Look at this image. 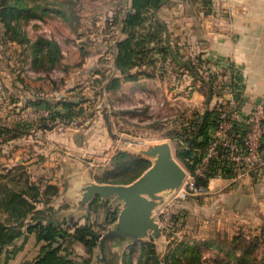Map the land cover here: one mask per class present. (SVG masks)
<instances>
[{"label": "rangeland", "instance_id": "374dc122", "mask_svg": "<svg viewBox=\"0 0 264 264\" xmlns=\"http://www.w3.org/2000/svg\"><path fill=\"white\" fill-rule=\"evenodd\" d=\"M39 1L38 3H42L46 0ZM57 1L68 3V10L73 11V16L65 20L56 13L45 14L42 11H35L38 17H32L24 26L32 41L45 38L60 45L63 55L62 64L49 73L34 69L31 49L28 48L25 53L19 45L3 44L1 39L4 26L0 24V115L2 116L0 121L10 125L5 127L12 129L17 122H20V125L31 126L29 133L33 136L29 140L27 133L18 132L19 136L14 140H9V134L2 137L0 175L9 172L17 175L25 173L29 177L30 174L35 173L40 175L45 168H39L46 163L42 153L44 155L48 153L46 143L38 137L39 134L47 133L43 132V128L38 127V122L45 119L38 117L37 120L18 121L16 118L18 113L32 106H24V103H21L20 108L15 110L13 107L17 97L12 91H71L85 84L87 87L97 88L90 95H77L82 102L88 101L84 103L86 112L82 118L93 120L91 129H96L98 135L100 132V136L105 137V141L107 139L103 152L90 155L83 161L84 169L91 173V178L96 183L100 184L99 182L104 180L110 182L111 178L108 174L119 171L114 170L111 159L113 151H116L115 154L118 151L129 152L149 160L153 165L155 158L144 155L142 151L162 143L171 145L177 162L192 174L187 160L178 156L177 152L179 149L191 151L188 145L199 118L206 111L216 110L219 114L218 107L224 102L226 93L238 89L239 84L234 76L237 67L229 63L235 78L233 80L235 89L229 86L225 77L227 71H224L228 66L212 67L207 62L201 66L196 62L195 65L204 78L202 81L197 78L193 82L196 91H190L188 88L192 81L178 76L176 80L181 81L182 84L180 91H156L158 89L152 85L153 91H146L145 95L138 94L130 101L129 99L116 101L109 91L102 90L100 84L97 85L90 80L96 72H104L107 77L113 74V45L114 41L122 37L119 27L114 22L116 16L120 14L119 11L126 10L129 0H49L55 4H49V7L59 8ZM29 3L33 5L34 0H30ZM181 57L183 60H188L185 54L181 53ZM170 59L159 61L155 70L151 67L144 68L146 71L158 70V73L167 74L164 75L163 82L166 86H170L176 77L177 67L175 62H169ZM154 77L155 75L147 78ZM188 82L189 85L186 86ZM101 90L107 91L108 94H100ZM238 93L243 94L244 91L239 90ZM23 94L26 95L25 92ZM127 102L134 105L133 115H121L118 112L120 108L114 109V104L117 107H124ZM50 104L54 105L53 102ZM50 120L49 118L45 121L50 122ZM58 122L57 120L50 122L52 126L48 129L55 130L53 135L56 137L60 134V130L57 129L61 123ZM48 164L44 167H50L51 171L53 166ZM253 176L248 175L252 179ZM42 179V176H39L35 180H30L41 182ZM205 192L206 190L201 191L185 199L178 198L177 191L163 192L160 194L163 202L153 212L155 220L162 228L161 236L155 238L150 232L146 238L136 242H110L104 254L98 245L94 249L93 264H126L128 259L132 260V264H139L143 257L141 249L144 242L155 243L160 264L174 263L175 258L176 260L185 258L189 253H200L204 264H264V218L261 217L260 222L259 220L252 222L247 216L241 215V219L235 220L234 216L229 218L224 215L223 221L230 219L226 222V227L230 229L229 231L220 229L223 224H219V215H212L213 217L210 218L209 207L205 206L207 203ZM82 195L83 193L81 197ZM50 196L48 204L36 203V210H44L47 216L53 215L59 221L68 219L74 226L90 224L101 235L116 228L119 214L124 207V202L115 200L114 197L95 198L83 205L80 203L82 198H78L73 202L74 207H71L67 201H60L58 195L51 193ZM54 196L57 198L55 199ZM56 212H60L61 215L68 213V215L60 217ZM239 220L241 225L235 227L233 221ZM36 237L35 233H25L18 238L14 245L8 248L13 257L5 264L29 263L42 246V243L37 242ZM80 245L81 243L77 242L72 245L75 257L78 256L77 249ZM178 248L180 250L173 258V252ZM6 253L7 251L3 259Z\"/></svg>", "mask_w": 264, "mask_h": 264}, {"label": "trees", "instance_id": "16d2710c", "mask_svg": "<svg viewBox=\"0 0 264 264\" xmlns=\"http://www.w3.org/2000/svg\"><path fill=\"white\" fill-rule=\"evenodd\" d=\"M29 2L30 0H0V24L4 26L1 41L5 45L16 43L25 53L28 48L31 49L34 69L49 73L62 64L63 55L60 45L56 41L45 38L32 41L24 26L32 17H38L35 11H42L45 14L56 13L65 20L73 16V11L68 10L69 5L66 2L57 1L59 7L57 9L49 7V4H54L49 0L42 3L34 0L33 5ZM167 2L168 0H129L126 10L119 11L120 14L116 16L114 23L119 27L122 37L114 41V65L126 80H136L140 75L153 77L156 71L154 73L139 69L151 67L155 70L159 61L163 62L170 57L195 79L204 80L200 69L195 65L196 62L189 59L180 60L171 47L167 24L158 15V11ZM197 60L201 66L207 62L202 58ZM120 85L121 79L114 77L104 79L100 83L102 90L107 91L118 89ZM102 93L103 91L100 92ZM50 103L37 99L30 105L51 107ZM82 104V100L61 99L54 105H62L67 112H54L50 122L56 120L67 122L79 118L86 112L81 107ZM217 112L216 110L206 111L195 124L188 145L190 153H187V149H179L177 152L178 156L187 160L192 174L195 173L209 145V127L217 119ZM45 120L38 122V127L51 128L50 122ZM30 127L23 124L16 125L14 129L0 126V133L3 136L9 134V140H11L19 136L18 132L28 133ZM112 162L114 170L119 171L108 174L111 178L110 182L104 180L100 181V184H131L152 166L149 160L126 151H118L112 158ZM218 170L219 167L212 163L203 176L196 177L197 185L207 189L209 180ZM51 193L58 194L54 186H46L43 190L42 180L36 183L31 182L30 177L25 173L17 175L9 172L0 175V264L7 263L13 257L8 248L25 233H35L37 242L42 243L40 254L27 264H93L94 249L99 245L102 235L97 233L90 224L74 226L68 219L59 221L53 215L47 216L44 210H36V203L48 204ZM75 242L85 247L87 256L75 257V250L72 249ZM141 250L143 257L139 264H160L154 242H144ZM178 250L180 249L173 252V258ZM5 251L7 253L3 259ZM131 261L128 259L126 264H132ZM171 264H204V262L200 253H189L185 258L177 260L175 258V262Z\"/></svg>", "mask_w": 264, "mask_h": 264}, {"label": "crops", "instance_id": "0c3cea01", "mask_svg": "<svg viewBox=\"0 0 264 264\" xmlns=\"http://www.w3.org/2000/svg\"><path fill=\"white\" fill-rule=\"evenodd\" d=\"M158 15L167 24L171 47L180 60L183 61L182 53L195 62L198 61L197 58H202L212 67L221 65L223 68L229 63L234 64L240 81L238 88L244 91L245 111L251 113L257 105L264 106V0H168L158 11ZM169 62L175 61L171 58ZM174 64L177 65L176 77L170 86H166L163 82L164 75L167 74L158 73V70L154 78L140 75L136 80H126L115 67L114 56L113 74L107 77L104 72H96L90 82L94 81L99 85L104 79L120 78V87L109 91L116 101L128 99L130 101L138 94L145 95L146 91H153L152 85L156 86L158 89L156 91H180L182 84L181 81L176 80L178 76L192 81L186 86L189 85L190 91H196L193 83L195 78L178 63ZM142 69L145 68L139 70L142 71ZM174 81L177 82L174 83ZM96 88V86L87 87L85 84L71 91H12L17 97L13 108L18 110L21 103H24V106H31L30 104L37 99L54 104L63 98L81 101L77 95H90ZM24 92L26 95L23 94ZM86 102L88 101H84L81 107L84 108ZM58 106L61 113L67 112L62 105ZM133 107L134 105L130 102L124 104V107H117L114 104V109L120 108L118 112L121 115H133L135 113ZM1 117L0 115V119ZM82 117L67 122L59 121L58 123L61 124L57 130H60V134L57 137L53 135L55 130L43 128V132L47 133L39 134L38 137L46 143L48 153L47 156L42 153V156H45V164L50 163L53 167L50 171V167H44L46 166L44 164L39 168H45L40 175L30 174L31 180L42 176V189L44 190L46 186H54L58 191V196H55L59 197L60 201H67L71 207H74L73 202L82 198L84 187L96 183L91 178V173L84 169V159L103 152L107 142L105 137L100 136V132L98 135L96 129H91L93 120ZM19 123L17 122L16 125H20ZM0 126L10 125L0 121ZM29 132L27 138L30 140L33 136ZM2 137L3 134L0 133V143L3 142ZM115 152L113 151L111 159ZM253 177L252 179L245 176L241 180L216 177L209 180L205 192V199H207L205 206L209 207L210 218L216 214L219 215V224H223L220 229L223 228L226 231L230 229L226 227V222L230 219L223 221L224 215L229 218L234 216L235 220L241 219L243 215L250 217L252 222H258L257 220L260 222V218H264V173ZM59 213L56 212L60 217L68 215V213L63 215ZM233 222L235 227L241 225L240 220ZM82 246L81 244L77 249L78 255L87 256L86 249ZM40 248L32 260L40 254Z\"/></svg>", "mask_w": 264, "mask_h": 264}, {"label": "built area", "instance_id": "2783aa9c", "mask_svg": "<svg viewBox=\"0 0 264 264\" xmlns=\"http://www.w3.org/2000/svg\"><path fill=\"white\" fill-rule=\"evenodd\" d=\"M227 66V82L235 89V78L240 84L238 73L234 72V78L230 65ZM238 91L239 88L230 90L224 96V102L218 107L220 113L209 127V145L195 173L187 172L183 185L175 190L178 198L185 199L206 190L197 185L196 177L203 176L212 163L219 167L213 178L240 179L264 173V106L257 105L253 112L247 113L244 95ZM102 94L107 95L108 92L103 91ZM54 112H60V107L32 106L19 112L16 118L18 121L37 120L38 117L49 119Z\"/></svg>", "mask_w": 264, "mask_h": 264}, {"label": "water", "instance_id": "95a60500", "mask_svg": "<svg viewBox=\"0 0 264 264\" xmlns=\"http://www.w3.org/2000/svg\"><path fill=\"white\" fill-rule=\"evenodd\" d=\"M142 153L154 157L155 161L131 184L91 183L84 187L82 205L95 198L114 197L124 202L116 228L105 232L100 239L99 248L103 254L110 242H136L146 238L150 232L153 237H160L162 228L153 216L154 210L163 202L160 194L180 189L187 176V171L173 156L169 143L150 146Z\"/></svg>", "mask_w": 264, "mask_h": 264}]
</instances>
